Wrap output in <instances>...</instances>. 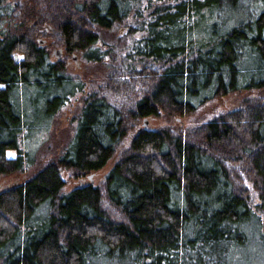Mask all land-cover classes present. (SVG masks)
Segmentation results:
<instances>
[{"label": "trees", "instance_id": "trees-1", "mask_svg": "<svg viewBox=\"0 0 264 264\" xmlns=\"http://www.w3.org/2000/svg\"><path fill=\"white\" fill-rule=\"evenodd\" d=\"M18 3L0 0V179L34 165L54 116L84 90L38 44L50 29L52 48L88 63L113 55L109 83L131 84L134 107L127 118L88 98L65 152L0 192V264H239L240 249L264 246L263 98L182 134L140 129L99 184L88 178L132 123L264 90V0ZM64 173L79 181L68 193Z\"/></svg>", "mask_w": 264, "mask_h": 264}, {"label": "rangeland", "instance_id": "rangeland-1", "mask_svg": "<svg viewBox=\"0 0 264 264\" xmlns=\"http://www.w3.org/2000/svg\"><path fill=\"white\" fill-rule=\"evenodd\" d=\"M19 2V5L23 4L24 0H19ZM115 32L116 31L113 30L110 33H103V41L106 44L111 43V41L113 40L112 37L116 36ZM53 33V29H50V31L47 32V36H41L37 39L38 44L41 46L47 45L50 47V59L52 61L64 59L66 64L65 70L69 75L76 79H79L84 83V90L83 92L74 95L70 99L68 104H66V106L63 107L54 116L51 121L52 124L49 133L46 136H42L43 139L41 140V142L37 143L39 144V146L37 147L35 155L36 160L34 165L28 167L23 172H18L2 177L0 179V192L32 178L47 163L58 158L61 154L65 152L73 136L74 129L77 123V118L79 117L80 111L88 98L92 96L105 97L112 105H115V107L122 111L124 117H127V114H129L131 109H133L134 107L133 100H130L131 94H133L131 84L129 87V91L127 90V93H121V91H119V84L114 85L109 83V79L107 77L112 70L110 62L113 59L112 57H114L113 55L112 57H109L106 62L103 61L98 63H88L84 59H82L80 52L68 54L65 52V49L63 47L52 48ZM123 39L121 40L123 41ZM114 42H116V39H114ZM123 44L124 43H121L118 40V47L124 46ZM100 46L101 45L99 44V47ZM104 47L105 46H101L100 48L103 49ZM58 50L62 52L60 58H57L56 55H53L54 52ZM135 88L136 92H138V86H136ZM261 98L264 99V90L234 91L230 94L222 96L221 98L207 102L205 105L199 107V109L196 110L194 114H190L185 117H177L175 119L167 118L166 116L154 119L148 118L147 125L148 128L151 130L169 127L172 131L175 132V134H182V132L185 133L200 128V126L211 121V119L222 116L223 113L232 112L233 110L243 108L245 102L247 101ZM143 120L135 124L132 123V125H130L133 129L129 131V135L122 141L116 153L109 160L107 165L100 171L91 174L93 184L97 185L103 180L105 175L119 160L121 154L127 149L132 137L140 129L145 128L143 125ZM26 142L27 141L25 139V143ZM37 144L35 146H37ZM7 155L8 157L13 158L15 156V153L10 151ZM62 177L66 182V185L63 189V193H68L77 185H79V181L72 179V177H70L68 174L64 173ZM81 182L85 183L86 181L81 180ZM255 251L263 255L261 260L257 258V254L254 253ZM237 254L239 255V257L242 256L241 263L239 261V264H251V262H254L253 264H264V246L260 248V246L254 242L251 243L249 249H240ZM253 258H257V260L252 261ZM96 264L107 263L104 260H101Z\"/></svg>", "mask_w": 264, "mask_h": 264}, {"label": "water", "instance_id": "water-1", "mask_svg": "<svg viewBox=\"0 0 264 264\" xmlns=\"http://www.w3.org/2000/svg\"><path fill=\"white\" fill-rule=\"evenodd\" d=\"M10 1H15V0H10ZM40 43H42V42H40ZM61 54H62V52L60 50H58V51H55L53 55H56L57 58H60ZM143 125L145 128H148L147 119L143 120ZM88 178L92 182V175H89Z\"/></svg>", "mask_w": 264, "mask_h": 264}, {"label": "flooded vegetation", "instance_id": "flooded-vegetation-1", "mask_svg": "<svg viewBox=\"0 0 264 264\" xmlns=\"http://www.w3.org/2000/svg\"><path fill=\"white\" fill-rule=\"evenodd\" d=\"M62 58V57H61Z\"/></svg>", "mask_w": 264, "mask_h": 264}]
</instances>
